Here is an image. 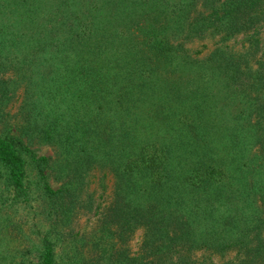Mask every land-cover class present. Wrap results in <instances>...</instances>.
I'll return each instance as SVG.
<instances>
[{
    "label": "trees",
    "instance_id": "obj_1",
    "mask_svg": "<svg viewBox=\"0 0 264 264\" xmlns=\"http://www.w3.org/2000/svg\"><path fill=\"white\" fill-rule=\"evenodd\" d=\"M84 1V11L73 8ZM43 2L0 0L7 189L27 199L33 167L65 218L100 211L93 264H218L212 254L231 252L235 264H264V0H59L77 38L61 42L52 72L36 79L47 41L32 52L24 43L53 23L49 13L37 19L55 9ZM209 38L216 46L198 57L190 44ZM19 88L31 101L12 124ZM36 141L63 150L59 189L46 179L49 159L30 148ZM95 170L115 179L104 212L89 191ZM140 229L137 253L112 242ZM44 242L40 264H63Z\"/></svg>",
    "mask_w": 264,
    "mask_h": 264
},
{
    "label": "rangeland",
    "instance_id": "obj_2",
    "mask_svg": "<svg viewBox=\"0 0 264 264\" xmlns=\"http://www.w3.org/2000/svg\"><path fill=\"white\" fill-rule=\"evenodd\" d=\"M85 2H81L80 6H74L77 11H84ZM43 9L46 7L55 8L49 9L48 12L44 11L38 14V20L41 23L46 20V16L53 21L49 26H46L41 30H33L37 34V40H32L26 43H34L30 52L36 45V51L39 47V40L45 39L47 41L45 55L37 52V60L35 61V68L39 72L36 79L50 70L53 51L60 45L65 39L73 37L77 38V35H73V32L69 31L70 18H67V8L59 3V0H44ZM53 11V12H52ZM49 13V14H46ZM44 18L42 19V15ZM46 14V16H45ZM79 21L78 18H74ZM70 20V21H69ZM65 21H69L65 25ZM54 27V33L49 34ZM69 25V26H68ZM49 32V33H48ZM40 33V34H39ZM48 33V35H46ZM46 35V37H45ZM217 39H211L204 41H196L191 43L190 47L195 51H201L196 55L198 57H204L210 53V51L216 46ZM262 44L264 46V31L262 34ZM235 45L236 48H240L243 43V37H239L237 40L230 42ZM40 56V57H39ZM10 74V73H9ZM7 77V75H6ZM9 109L12 111V124H17L16 119H20L19 114L20 107L23 105V101H31L27 98L24 88H19L15 97L12 98ZM15 115L18 117L15 119ZM11 131L14 133V126H10ZM6 130H1L0 133L7 134ZM30 148L37 157H47L48 163L46 164V170H44L46 179L49 180L50 185L56 190L66 181L63 174H60V164L62 162L63 155L61 147L56 144H51L46 141H36ZM36 170L32 167L29 168L28 178V191L29 195L27 199L15 198L13 190H8L6 185L3 184V180L0 177V264H40L41 254L44 250V238L49 236L52 241L55 251L58 256V260L64 263H77V264H93L95 258L94 250L97 242L102 234L101 216L94 211L80 210L71 218H65V216L56 211L58 204L50 200L41 186L38 184V179L45 178L36 174ZM1 173V169H0ZM91 183L89 191L93 192L98 203H101V210L104 212L105 207L110 203L112 199V186L115 182L113 174L108 172V175L102 179L103 173L99 170H95L92 173ZM104 180L107 188L103 190L100 187V183ZM119 237V236H118ZM118 237L114 238L112 242L118 243V246L126 245L131 253H137L141 249L143 242V231L140 229L133 234H130L123 241H119ZM120 238V237H119ZM209 254V253H208ZM197 259L203 260L206 258L204 252H196L194 255ZM212 261L218 264H235L236 254L231 252L227 255L221 256L220 254H212Z\"/></svg>",
    "mask_w": 264,
    "mask_h": 264
}]
</instances>
